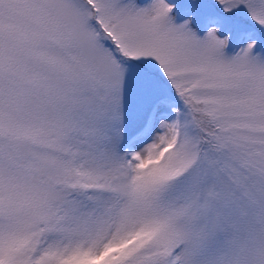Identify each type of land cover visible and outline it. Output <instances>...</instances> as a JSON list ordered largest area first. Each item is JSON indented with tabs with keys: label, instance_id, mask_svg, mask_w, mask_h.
<instances>
[{
	"label": "snow or ice",
	"instance_id": "1",
	"mask_svg": "<svg viewBox=\"0 0 264 264\" xmlns=\"http://www.w3.org/2000/svg\"><path fill=\"white\" fill-rule=\"evenodd\" d=\"M0 264H264V0H0Z\"/></svg>",
	"mask_w": 264,
	"mask_h": 264
}]
</instances>
